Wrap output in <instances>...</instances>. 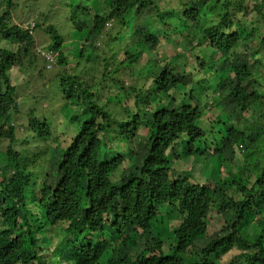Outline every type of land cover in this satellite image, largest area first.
<instances>
[{"label":"clouds","instance_id":"9594fccd","mask_svg":"<svg viewBox=\"0 0 264 264\" xmlns=\"http://www.w3.org/2000/svg\"><path fill=\"white\" fill-rule=\"evenodd\" d=\"M228 163L264 175V0H0V264H95L133 234L155 257L154 217L200 264H264L220 210Z\"/></svg>","mask_w":264,"mask_h":264},{"label":"trees","instance_id":"16d2710c","mask_svg":"<svg viewBox=\"0 0 264 264\" xmlns=\"http://www.w3.org/2000/svg\"><path fill=\"white\" fill-rule=\"evenodd\" d=\"M85 36L84 39H88V34L84 33L82 34ZM246 67V66H245ZM160 111H165V109L162 107ZM93 119V117H89L88 121H85V123H88ZM91 135V134H90ZM79 137H76L78 139ZM91 140H89V143ZM74 141H72V144L70 145L68 151L71 150V146H74ZM81 154L83 151H87L86 146H81ZM55 152V151H54ZM234 154V152H231ZM63 155H67V152H64ZM103 163V161H101ZM159 170V166H157V169ZM238 175V177H237ZM236 177L226 180L227 176L222 177L220 175L219 177L221 178L220 182H225L223 185H216L217 188L221 192H228L229 190H232L234 186H238L239 188V194L243 196H247V199H241V201H237L238 207H235V212L238 213L236 215L234 213V219L232 221L231 227H235L237 223H239L243 228H247L249 231V234L253 238V240L256 242L252 247H256L262 243H264V191H259L258 193L255 192V188L259 187L260 189H264V175H257L255 184L250 188L244 181L249 180L246 178H243L239 176V174L235 175ZM122 187L123 185H114L113 187ZM103 191V189L101 190ZM110 194V193H109ZM63 195V194H61ZM49 196L55 197L56 193L55 192H46L44 194V198L42 203H44V214L47 216V205H48V198ZM209 199L215 201L216 199V193L215 191H212L209 193ZM234 198L229 196L225 201L222 202L220 210L223 211L225 207L232 205L233 204ZM51 203H55V200L53 199ZM150 206V205H149ZM202 207L204 206L203 204L201 205ZM15 209L14 203L11 201L7 202V207L4 208L3 210V223L7 224L8 220L11 219L10 213H12V210ZM20 212L19 209L15 210V213L18 214ZM209 220L204 221L206 227L209 228ZM163 220L159 217H154L152 220L148 222V228L153 229L155 225L158 223H161ZM25 223L27 221L25 220ZM16 230V225L15 222L12 223L11 227H6L4 231L6 233L12 232ZM224 231V229H223ZM24 236V234L21 232L17 235V239H20V237ZM231 233H228L227 236L223 237V239H228L230 238ZM139 239V237L136 234H133L130 236L125 242H123L120 245V248L122 247L125 249V247L131 249L133 251V248L136 250L137 245L136 241ZM200 239H206V236L204 234H201ZM87 240V235H82L81 236V242L83 243L84 241ZM23 243H28L29 240L27 237H24V240L22 241ZM189 243H192V241H189ZM213 243H218V241H213ZM6 246H10L6 245ZM110 247H106L100 254L99 257L95 260V264L99 263L100 260L103 259V257L106 255L107 252L110 251ZM171 251L165 252L163 248L160 246V254L158 256L153 257L152 255L149 254V252L145 251L144 253H141L138 255L136 260H132L129 257V254L125 253L124 257H116L119 258V264H146V261H151L152 264H164L165 261H175L178 262V264H200L198 261L197 256L195 255V260H191L189 256H187L190 252V249L187 247V245L181 249L179 244H177L175 247H171ZM192 250V249H191ZM261 251L264 252V247H261ZM136 252V251H135ZM191 253V252H190ZM93 255L95 256V252H93ZM237 256H240L241 253L239 251L236 252ZM244 258L248 260V264H255V261L258 259L257 256L249 253L244 254ZM224 264H233V260L231 256H226L224 258Z\"/></svg>","mask_w":264,"mask_h":264},{"label":"rangeland","instance_id":"374dc122","mask_svg":"<svg viewBox=\"0 0 264 264\" xmlns=\"http://www.w3.org/2000/svg\"><path fill=\"white\" fill-rule=\"evenodd\" d=\"M82 38L84 39L85 36L82 35ZM55 151V150H54ZM230 155L232 157H235V152L230 153ZM233 168V164L232 163H228L225 166V171L224 173H222V177L227 176L226 180L232 179L234 177H236L235 175H233L231 169ZM240 176V175H239ZM238 177V175H237ZM241 178V176H240ZM221 178L218 176V181L219 183L217 184L218 186L223 185L225 182H220ZM248 186L250 185L251 181L250 180H245L244 181ZM220 184V185H219ZM220 188V187H219ZM232 190H229L228 193H231ZM260 191L259 187L255 188V192L258 193ZM229 196L233 197L234 199H236L237 201H241V199H243V195L239 194H230ZM213 219H219V217H215V218H210L209 220V229L212 232L213 235L216 234V228H217V224H213ZM223 227H220V231H223ZM151 234L152 237L154 239H157L159 241V245L163 248V250L165 252H169L171 251V247L173 246L171 243H167L166 247L165 244L166 242L169 241H175L176 240V235L175 233L171 230V226L169 224L168 221L163 220L161 223H158L157 225H155L153 227V229H151ZM129 249V248H128ZM131 250V249H130ZM133 251L138 252V248H136V250L133 248ZM191 252V253H190ZM190 252L187 256L190 257L191 260H195V255L193 254V250L190 249ZM151 255V253H149ZM125 255V251L124 249L121 247H119L118 249H114L111 248L109 252L106 253V255L103 257L102 260L99 261V263L97 264H119V258L124 257ZM119 257V258H116Z\"/></svg>","mask_w":264,"mask_h":264}]
</instances>
